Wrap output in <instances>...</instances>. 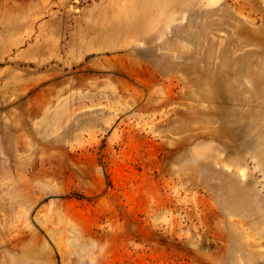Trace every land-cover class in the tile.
I'll list each match as a JSON object with an SVG mask.
<instances>
[{
    "label": "rangeland",
    "instance_id": "obj_1",
    "mask_svg": "<svg viewBox=\"0 0 264 264\" xmlns=\"http://www.w3.org/2000/svg\"><path fill=\"white\" fill-rule=\"evenodd\" d=\"M128 1L0 0V264H264V0Z\"/></svg>",
    "mask_w": 264,
    "mask_h": 264
},
{
    "label": "bare ground",
    "instance_id": "obj_2",
    "mask_svg": "<svg viewBox=\"0 0 264 264\" xmlns=\"http://www.w3.org/2000/svg\"><path fill=\"white\" fill-rule=\"evenodd\" d=\"M179 0H129L125 5L121 7L108 8L104 16L96 21L92 28L97 29V33L102 35L106 39L111 41L120 42V46H127L131 43L130 39L143 40L149 49L152 48L155 36L165 32L164 28L160 26L161 18L169 23L173 20L174 15L169 12L170 7H177ZM169 12V13H168ZM105 40V39H104ZM211 55H207L210 57ZM223 74V73H222ZM237 73L234 77L237 78ZM239 75H242L241 72ZM209 76V74H207ZM224 76V74H223ZM214 75H212V78ZM221 81L220 73L217 72L215 77L216 92L213 95L214 98L221 96L218 92V84ZM222 88V84L220 86ZM223 124L229 123L230 127L227 130H232V133L228 132L232 137L236 136V131L233 129L238 121L236 119H228L223 113L220 116V108L217 113ZM239 125L241 123L239 122Z\"/></svg>",
    "mask_w": 264,
    "mask_h": 264
}]
</instances>
